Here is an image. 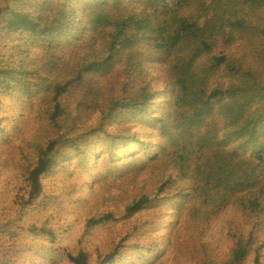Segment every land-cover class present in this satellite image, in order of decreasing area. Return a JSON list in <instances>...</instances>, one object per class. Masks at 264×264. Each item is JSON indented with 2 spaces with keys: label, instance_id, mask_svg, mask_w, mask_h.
I'll return each instance as SVG.
<instances>
[{
  "label": "trees",
  "instance_id": "obj_1",
  "mask_svg": "<svg viewBox=\"0 0 264 264\" xmlns=\"http://www.w3.org/2000/svg\"><path fill=\"white\" fill-rule=\"evenodd\" d=\"M83 18L106 39L100 49L78 62L69 79L48 86L52 96L45 113L50 123L58 127L73 123L63 96L81 85L85 96L80 107L95 101L98 94L86 85L87 74L104 71L127 54L125 75L133 77L103 112L99 130L121 117L138 119L148 134L137 135L130 128L125 134H112L110 156L118 157V145L136 144L134 151L126 152L131 167H160L169 173L155 197L134 200L126 206V214L135 215L162 199L171 173L190 178L192 194L180 201L191 205L194 218L220 213L235 203L253 228L229 235L233 247L226 260L205 264H244L252 252L254 264H261L264 244L254 233L264 215V0H0V86L8 90L18 86L26 94L45 86L48 79L39 68L28 70L25 60L18 64L13 49L9 56V43L28 37L53 45L84 29ZM244 32L252 33L255 40L250 58L212 55L218 43L230 45ZM147 48L158 55L168 74L164 104L151 84L143 81ZM218 72L226 80L211 82ZM71 128L43 146L27 171L31 204L43 194V178L80 153L81 145L96 133V129H83L70 136ZM0 133H5L1 119ZM113 218L112 213L92 217L86 226ZM30 230L54 240L53 231L46 227ZM120 247L101 255L96 264H113ZM68 258L72 264H93L84 251L68 253Z\"/></svg>",
  "mask_w": 264,
  "mask_h": 264
},
{
  "label": "rangeland",
  "instance_id": "obj_2",
  "mask_svg": "<svg viewBox=\"0 0 264 264\" xmlns=\"http://www.w3.org/2000/svg\"><path fill=\"white\" fill-rule=\"evenodd\" d=\"M83 20L84 29L50 46L46 41L28 37L9 43V56L13 49L18 64L25 60L28 70L39 68L48 82L35 87L32 94H26L18 86L9 90L0 86V119L5 129V133H0V264H72L68 253L81 251L88 253L96 264L101 255L117 245L121 246V253L113 264L223 262L233 247L229 235L249 233L252 225L245 221L235 203L220 213L194 218L191 205L180 201V197L192 194L190 178L171 173V184L162 199L135 215L126 214V206L134 200L143 195L155 197L169 173L160 167L147 170L131 167L125 159L126 152L134 151L136 144L118 145L115 150L118 157L110 156L108 145L112 134H125L128 128L137 135L148 134V128L141 126L138 119L121 117L99 130L103 112L133 77L125 75L127 54L108 69L87 74L86 85L98 94L95 101L80 107L85 96V87L81 85L63 96L62 104L73 123L63 122L61 127L50 123L45 113L52 96L48 86L69 79L78 62L100 49L106 39L87 18ZM254 42L252 33H240L230 45L218 43L212 55L223 53L248 59ZM146 50L143 81L151 84L152 91L158 93L164 104L168 74L158 55ZM225 80L223 73L218 72L211 82ZM70 126V136L83 129H96V133L88 137L87 144L81 145L80 153H74L69 161L60 163L43 178V194L31 204L27 171L35 165L40 149L54 137L66 134ZM96 149L99 152L88 155ZM107 213L114 218L92 228L86 226L88 219ZM33 226L53 231L54 240L49 235L32 232ZM254 234L264 244V215ZM254 259L252 252L244 264H254ZM260 261L264 264V249Z\"/></svg>",
  "mask_w": 264,
  "mask_h": 264
}]
</instances>
